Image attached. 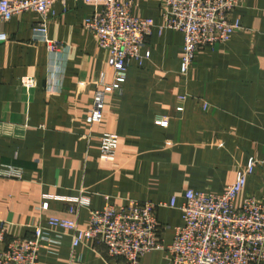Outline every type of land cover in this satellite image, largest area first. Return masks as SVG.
<instances>
[{"label": "crops", "instance_id": "obj_1", "mask_svg": "<svg viewBox=\"0 0 264 264\" xmlns=\"http://www.w3.org/2000/svg\"><path fill=\"white\" fill-rule=\"evenodd\" d=\"M121 2H131L132 13L153 18L156 27L142 48L149 57L130 63L122 91L105 98L103 118L96 122L88 121L96 91L102 80L116 79L109 50L85 27L101 7L56 2L48 20V37L63 44L56 51L34 31L42 19L38 12L15 15L5 25L0 165L25 171L23 179L0 177V225L8 238L30 236L51 217L85 227L90 212L107 205L169 203L176 197L180 206L190 189L222 193L251 157L264 158V0H242L233 12L242 29L225 43L199 50L186 75L183 33L159 28L161 0ZM24 77H34L36 87H24ZM108 132L119 138L114 160L101 158V138ZM248 195L264 201L260 166L236 206ZM157 216L162 237L171 243L184 223L182 211L159 206ZM39 261L127 264L94 239L74 247L69 235L43 241ZM139 264H167V254L154 250Z\"/></svg>", "mask_w": 264, "mask_h": 264}, {"label": "built area", "instance_id": "obj_2", "mask_svg": "<svg viewBox=\"0 0 264 264\" xmlns=\"http://www.w3.org/2000/svg\"><path fill=\"white\" fill-rule=\"evenodd\" d=\"M68 0H0V43L9 36L5 25L15 15L35 11L41 15L34 31L41 35L48 48L56 51L63 46L48 37V20L53 5ZM101 9L86 22L85 27L101 48L110 52L109 64L115 71V81L100 83L89 122L100 121L104 115V101L108 95L121 92V81L127 78L133 60L142 63V48L156 27L151 17L136 16L132 3L121 0H84ZM242 0H161L164 29H174L184 35L181 73L188 74L196 53L205 47L229 41L242 29L233 12ZM24 87H36L34 77L22 79ZM186 97H181L183 101ZM183 109L182 104L178 106ZM119 138L105 133L101 138V158L114 160ZM264 170V158L251 157L234 183L222 193L190 189L180 206L177 198L169 203L132 200L130 205H107L90 212L88 224L81 227L76 220L51 217L45 225L38 224L30 236L7 237L0 225V264H40V246L45 240L58 241L63 235L72 237L74 247L87 239L106 245L111 257H120L127 264H139L149 252L160 250L167 254V264H264V201L254 195L246 196L242 206H236L238 195L244 190L255 167ZM22 167L3 163L0 177L23 179ZM84 203L86 201H80ZM165 206L182 211L183 225L178 226L171 243L161 235L162 225L157 208ZM49 207L48 202L42 209ZM74 213L76 207H71Z\"/></svg>", "mask_w": 264, "mask_h": 264}]
</instances>
